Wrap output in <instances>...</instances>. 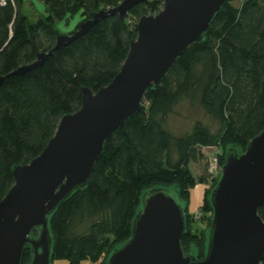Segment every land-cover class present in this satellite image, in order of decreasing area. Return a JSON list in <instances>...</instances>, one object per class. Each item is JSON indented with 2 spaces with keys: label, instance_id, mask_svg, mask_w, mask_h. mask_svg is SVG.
<instances>
[{
  "label": "trees",
  "instance_id": "16d2710c",
  "mask_svg": "<svg viewBox=\"0 0 264 264\" xmlns=\"http://www.w3.org/2000/svg\"><path fill=\"white\" fill-rule=\"evenodd\" d=\"M43 1L47 14L36 20L23 11L25 0L0 7V202L15 185L14 167L42 154L62 118L81 109L84 88L97 92L112 82L137 39L140 19L164 7L162 0H149L133 7L126 19L104 18L54 50L58 21L78 13L90 20L124 0ZM233 1L162 83L147 91L141 111L108 139L89 183L52 213V261L108 264L111 253L131 238L143 195L156 188L177 191L186 215L184 252L197 260L206 257L214 219L212 193L200 207L209 226L207 238L188 212L196 185L190 166L204 159L205 148L220 147L223 167L229 153L241 154L264 131V0H244L240 6ZM39 52L51 54L41 66L15 73L34 64ZM183 101L200 106L217 130L198 120L186 133L174 135L167 120ZM259 215L264 219V205ZM39 235L34 229L32 238ZM31 258L28 248L23 264Z\"/></svg>",
  "mask_w": 264,
  "mask_h": 264
},
{
  "label": "water",
  "instance_id": "95a60500",
  "mask_svg": "<svg viewBox=\"0 0 264 264\" xmlns=\"http://www.w3.org/2000/svg\"><path fill=\"white\" fill-rule=\"evenodd\" d=\"M149 0H124L82 21L73 33L57 35L54 50L70 44L104 18L129 11ZM163 9L144 15L128 57L112 82L94 92L84 88L80 110L62 118L41 155L14 167L15 185L0 202V264H51L53 242L49 219L60 203L86 186L105 143L138 114L147 91L158 87L177 59L210 30L216 15L230 0H162ZM51 53L21 67L23 74L41 66ZM3 78H0V83ZM213 226L207 255L197 260L181 244L186 215L177 191L156 188L142 198L131 238L114 250L108 264H262L264 261V131L246 150L229 153L212 192ZM40 230L32 238L34 229Z\"/></svg>",
  "mask_w": 264,
  "mask_h": 264
},
{
  "label": "rangeland",
  "instance_id": "374dc122",
  "mask_svg": "<svg viewBox=\"0 0 264 264\" xmlns=\"http://www.w3.org/2000/svg\"><path fill=\"white\" fill-rule=\"evenodd\" d=\"M243 1L244 0H234L233 4L240 6ZM23 11L25 14L29 15L32 20H36L42 14H47L46 4L43 0H25ZM82 21L84 20L81 14L78 13L67 19L58 21L56 23V28L61 34L73 33ZM198 120L204 121L213 131L217 130V125L205 116L200 106L192 105L189 101H183L176 107L174 113L168 117L167 127L174 135H182L189 131ZM222 151L220 147L205 148L204 159L192 163L190 166L196 179V185L193 187L189 202L187 203L188 212L194 217L198 230L201 232L204 231L207 238L209 226L207 219L203 216L204 211L200 207L204 202L206 194L210 193L209 197H211L212 192L210 191L213 190L215 180L218 178L215 177V174L211 171L216 169L218 162V167L222 168L220 165V154ZM191 249L195 255L198 256V250L195 246H192ZM51 264H69V262L67 260L56 259L53 260Z\"/></svg>",
  "mask_w": 264,
  "mask_h": 264
},
{
  "label": "built area",
  "instance_id": "2783aa9c",
  "mask_svg": "<svg viewBox=\"0 0 264 264\" xmlns=\"http://www.w3.org/2000/svg\"><path fill=\"white\" fill-rule=\"evenodd\" d=\"M8 1L9 0H0V7L6 5ZM218 165H219V162L217 164V167H218ZM211 167H213V166H211ZM217 167L215 170L211 171L212 173L215 174V177H219L222 174V168L218 167V169H217Z\"/></svg>",
  "mask_w": 264,
  "mask_h": 264
}]
</instances>
